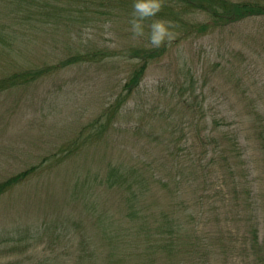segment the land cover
I'll use <instances>...</instances> for the list:
<instances>
[{"label":"rangeland","instance_id":"obj_1","mask_svg":"<svg viewBox=\"0 0 264 264\" xmlns=\"http://www.w3.org/2000/svg\"><path fill=\"white\" fill-rule=\"evenodd\" d=\"M25 1L0 0V79L100 54L0 89V182L34 169L0 195V264H264V16L174 23L128 93L164 14L137 37L135 0Z\"/></svg>","mask_w":264,"mask_h":264},{"label":"trees","instance_id":"obj_2","mask_svg":"<svg viewBox=\"0 0 264 264\" xmlns=\"http://www.w3.org/2000/svg\"><path fill=\"white\" fill-rule=\"evenodd\" d=\"M19 8L24 6L25 0H13ZM30 4V3H29ZM179 7V10L175 11L174 8ZM181 12L188 13L192 17L186 19L181 15ZM161 15L164 14L162 19L171 20V22L177 23V26L182 30L186 28L185 34L201 35L209 32L212 29L225 28L232 24L244 21L249 18L264 16V0H163V7L160 11ZM199 17H204L205 20H199ZM21 21L25 20V17L17 16ZM130 49V57L140 59V63L133 69L129 79L125 83V89L132 93L143 80L150 62L161 56L166 46L161 48L147 49L140 48L139 46H133ZM100 52H88L85 56L80 53L70 56L59 64H48L42 67H30L23 71L16 72L11 76L0 79V89L18 85L19 83L28 84L39 78L45 77L57 68H63L72 65L79 60L87 59L89 55L96 56ZM116 171H121L116 169ZM34 172V169H27L17 175H14L5 181L0 182V195L4 194L10 188L23 182L30 174ZM113 178L110 176L109 181ZM114 179V178H113ZM122 182L126 181L125 189L134 191V182H130L128 178H121ZM120 183L122 186L123 183ZM110 185L116 183L109 182ZM128 185V186H127ZM128 209L130 214L133 211V202L129 199ZM162 228V225H161ZM162 233H165L162 229Z\"/></svg>","mask_w":264,"mask_h":264},{"label":"clouds","instance_id":"obj_3","mask_svg":"<svg viewBox=\"0 0 264 264\" xmlns=\"http://www.w3.org/2000/svg\"><path fill=\"white\" fill-rule=\"evenodd\" d=\"M163 7V0H135L131 30L137 37L143 36V21L156 16ZM175 25L165 19L154 20L150 24V42L154 48H159L166 41L170 42L174 33L170 31Z\"/></svg>","mask_w":264,"mask_h":264}]
</instances>
